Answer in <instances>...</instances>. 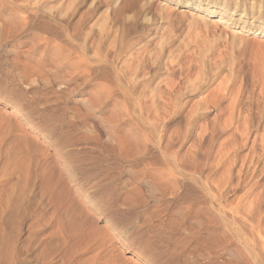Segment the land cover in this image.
<instances>
[{"label": "rangeland", "instance_id": "rangeland-1", "mask_svg": "<svg viewBox=\"0 0 264 264\" xmlns=\"http://www.w3.org/2000/svg\"><path fill=\"white\" fill-rule=\"evenodd\" d=\"M225 1L0 0V264H264V35Z\"/></svg>", "mask_w": 264, "mask_h": 264}, {"label": "bare ground", "instance_id": "bare-ground-1", "mask_svg": "<svg viewBox=\"0 0 264 264\" xmlns=\"http://www.w3.org/2000/svg\"><path fill=\"white\" fill-rule=\"evenodd\" d=\"M173 1L176 4L182 5L184 7L197 9L198 10V13L196 14V18L197 19H195V20L199 19V20L204 21L203 20L204 15L216 13L218 18L220 19V21L224 20L226 22L227 20H230L231 15L234 13V11H232V10L229 11L228 10L225 0H223V2H222L223 5L220 8V11H218V12L215 11L214 9H211V6L213 7V6L217 5L215 0H208L203 5L201 3V0H173ZM251 1H250L251 2L250 10H252V13L251 14H249V13L247 14V12H246L247 10L243 9V11L241 12L240 15L243 18H251L252 21H247L246 19L240 20L239 23L242 25L241 29L244 28V27H249V29H253V31L255 33H263V35H264V25H263L264 24V6H263V1L264 0H251ZM235 3L236 2H234V4ZM202 21H200L201 24L203 23ZM229 23L231 24L232 21H230ZM202 25H204V24H202ZM154 91H155L154 93H156V90H154ZM17 113H19V112L17 111Z\"/></svg>", "mask_w": 264, "mask_h": 264}]
</instances>
